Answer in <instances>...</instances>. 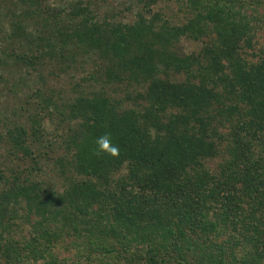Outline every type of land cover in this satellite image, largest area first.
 <instances>
[{"label": "trees", "instance_id": "16d2710c", "mask_svg": "<svg viewBox=\"0 0 264 264\" xmlns=\"http://www.w3.org/2000/svg\"><path fill=\"white\" fill-rule=\"evenodd\" d=\"M157 1L0 0V85L92 65L30 128L0 111V264H264V0Z\"/></svg>", "mask_w": 264, "mask_h": 264}, {"label": "rangeland", "instance_id": "374dc122", "mask_svg": "<svg viewBox=\"0 0 264 264\" xmlns=\"http://www.w3.org/2000/svg\"><path fill=\"white\" fill-rule=\"evenodd\" d=\"M122 0H114L112 6L122 7ZM155 10L160 8L169 16L174 22L183 21V11L179 9V6L173 3L164 2L159 0L155 4ZM9 6L13 7V3L10 2ZM8 6V7H9ZM134 9L127 12V20L133 22L136 18V12L139 10L138 5L133 3ZM8 7H2L0 13L3 15L9 9ZM8 25V20L5 17H0V35L6 30L5 27ZM0 41H2L0 39ZM255 49L256 52L259 51V48L264 47V29H261L256 36ZM204 41L194 40L191 38H182L179 42V48L183 53H192L198 52L203 47ZM23 65H14L13 67L7 66L6 76L9 77V82L3 83L0 85V111H4L7 115L13 118V120L21 121L28 125V128L31 127L30 114L39 113V101H43L44 96H52L53 99L61 101L62 98L68 97L71 95V85L74 82V79H79L86 74V70L92 68L91 64H85L83 68H79L77 71L63 72L62 70L52 76L50 69H55L57 67L49 68L48 66H38V70H33L28 68L31 71L30 75H25L22 70ZM57 70V69H55ZM75 74V75H74ZM20 75L24 76L26 80L25 83L20 82ZM44 77V80H43ZM53 108V107H52ZM38 110V111H37ZM14 113V114H13ZM14 116V117H13ZM59 115H57L54 120L50 118H45L44 127L48 131L56 132V126H60V129H64L63 123L59 121ZM0 151V160L3 159V155ZM62 255H67L64 252Z\"/></svg>", "mask_w": 264, "mask_h": 264}, {"label": "clouds", "instance_id": "9594fccd", "mask_svg": "<svg viewBox=\"0 0 264 264\" xmlns=\"http://www.w3.org/2000/svg\"><path fill=\"white\" fill-rule=\"evenodd\" d=\"M96 145H97L96 154L105 153L113 157L119 155L120 152L119 147L112 143L111 138L107 134L99 137L96 141Z\"/></svg>", "mask_w": 264, "mask_h": 264}]
</instances>
